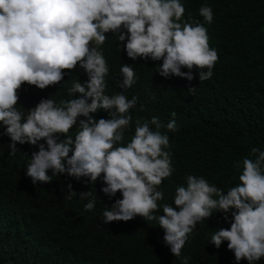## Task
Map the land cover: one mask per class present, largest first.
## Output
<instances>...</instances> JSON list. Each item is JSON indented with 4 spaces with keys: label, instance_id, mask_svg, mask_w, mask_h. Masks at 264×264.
I'll use <instances>...</instances> for the list:
<instances>
[{
    "label": "clouds",
    "instance_id": "obj_1",
    "mask_svg": "<svg viewBox=\"0 0 264 264\" xmlns=\"http://www.w3.org/2000/svg\"><path fill=\"white\" fill-rule=\"evenodd\" d=\"M185 11L181 0H0V135L10 138L9 155L19 151L17 143L38 147L25 173L34 185L49 184L53 175L63 173L77 180L87 177L89 184L102 179L101 191L109 199L117 192L122 195L102 212V222H127L136 216L155 221L181 264L191 259L181 252L197 223L214 213L222 214L230 227H219L209 244L219 249L227 241L237 264H256L264 257V151L253 146L249 157L254 159L234 162L233 167L241 169L239 183L227 191L188 174L186 185L176 187L172 204H159L164 200L159 186L174 171L172 154L165 149L171 148L168 132L177 131L176 113L166 126L158 116L137 119L125 143L133 128L130 109L139 98L106 94L109 68L102 46L109 33L132 61L162 60L157 68L162 77L190 82L194 68L200 81L212 77L218 53L209 45L204 24L185 20ZM199 14L207 24L213 22L210 6H201ZM131 64L125 62L119 70L118 86L125 90L138 80ZM78 67L87 79L67 89L71 99L42 98L27 112L20 110L19 91L25 84L41 90L60 85L65 72ZM187 91L193 95L196 87ZM100 109L107 118L93 115ZM163 127L167 131L162 133ZM64 187L71 199L72 184ZM79 197H92L84 204L85 212L96 207L98 198L92 192Z\"/></svg>",
    "mask_w": 264,
    "mask_h": 264
},
{
    "label": "trees",
    "instance_id": "obj_2",
    "mask_svg": "<svg viewBox=\"0 0 264 264\" xmlns=\"http://www.w3.org/2000/svg\"><path fill=\"white\" fill-rule=\"evenodd\" d=\"M181 3L186 9L184 19L204 24L209 45L218 53L210 79L200 81L195 68L190 82L183 77H162L157 72L162 60L132 61L112 33L102 46L109 68L106 94L123 92L128 99L133 95L139 98L136 107L130 109L133 128L126 133L125 143L134 132L137 119L143 122L158 116L166 126L173 119L171 113H176L177 131L168 132L171 148L165 149L172 154L174 171L159 186L158 190L164 192L159 204H172L176 187L186 185L188 174L203 176L227 191L239 183L241 169L233 167L234 162L242 163L253 146L264 151V0ZM204 5L212 8L211 24L199 14ZM125 62L133 63L138 76L137 82L126 90L117 82L122 80L119 70ZM86 79L84 70L78 67L69 74L66 71L65 82L60 85L41 90L25 84L19 91L18 107L27 112L42 98L57 102L71 99L67 89L73 82L83 83ZM189 86L196 87L195 94L188 93ZM141 104L145 106L143 110ZM93 115L107 118L103 109ZM75 131L76 126L69 134L74 135ZM166 131V127L161 128L162 133ZM9 143L7 135H0V264H181L164 243V230L155 221L136 216L127 222H102V212L115 199L122 198L117 192L109 199L101 191L102 179L89 184L87 177L77 180L63 173L53 175L49 184L34 185L25 173L31 154L38 147L17 143L19 151L13 156L9 155ZM48 175H52L51 170ZM68 183L76 192L71 199L64 187ZM86 191L98 198L90 212L84 211V204L92 197H79ZM219 227H230L220 213L197 223L181 252L182 257H191L188 264H237L227 241L219 249L209 244L211 234ZM238 264L249 262L241 260ZM256 264H264V257Z\"/></svg>",
    "mask_w": 264,
    "mask_h": 264
}]
</instances>
